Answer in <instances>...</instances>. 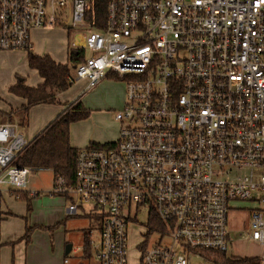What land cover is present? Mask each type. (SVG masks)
<instances>
[{"label": "built area", "instance_id": "2783aa9c", "mask_svg": "<svg viewBox=\"0 0 264 264\" xmlns=\"http://www.w3.org/2000/svg\"><path fill=\"white\" fill-rule=\"evenodd\" d=\"M55 25L83 30L71 48L91 51L72 83L126 85L119 140L80 148L77 183L59 177L49 192L96 222L86 234L99 263L129 264V226L143 209L162 224L139 246L140 264L228 253L237 201L255 204L251 238L264 246V0H0L1 51L29 50L33 29ZM29 143L0 122V186L36 196L35 170L17 164Z\"/></svg>", "mask_w": 264, "mask_h": 264}, {"label": "rangeland", "instance_id": "374dc122", "mask_svg": "<svg viewBox=\"0 0 264 264\" xmlns=\"http://www.w3.org/2000/svg\"><path fill=\"white\" fill-rule=\"evenodd\" d=\"M79 32H83V30L68 29L64 25L33 29L31 31L33 51L41 50L44 52L43 54L55 56L60 61H69L67 47L73 41H81L82 38ZM83 54L87 57L91 54V51L84 49ZM26 59V49L0 50V110L3 112L11 111V108H16L22 102L20 98L8 91L10 84H12L11 82L22 78H26L28 84L34 83V85H37L40 82L39 75L28 66ZM72 73L74 74V70ZM121 88L125 90L124 81L114 76L104 78L97 87L91 90H86L85 81L77 80L68 90L61 94L59 103L49 107H52L51 109L63 107V111L79 98L78 100H81L87 108L91 109L89 118L72 124L71 138L77 144V147H86L89 140L101 141L110 138V140L116 142L119 140L124 126V122L116 118L117 109H115L118 101L117 97L122 91ZM40 117L41 115L36 116L34 123H30L29 126L27 124L19 125L20 132L28 142L31 141L29 139H32L38 133ZM54 183V173L50 169H39L31 174L28 189L40 191V194L35 198L39 202L38 212L41 218L50 215L55 208L62 206L63 200L60 198L62 195L49 193L53 190ZM27 207L28 211L31 212L32 204H30L29 208L27 202ZM254 207L255 204L252 201H237L234 203V208L229 210L228 220L231 237L229 255L263 256L264 246L251 238V212ZM147 211V209H143L138 215L137 222L129 226V264H138L140 251L138 244L142 242L143 234L148 230L146 226L148 223ZM94 225L96 226V222L93 220L87 229L93 228ZM77 233L76 231V235ZM94 233L95 236L98 235L97 231H94ZM76 235L72 241L75 247L81 245L80 241H77ZM157 239L158 235H153L152 242ZM169 242V239L165 238L164 243ZM177 248L178 252H182V247L177 245ZM191 264L214 263L202 256L194 255L191 258Z\"/></svg>", "mask_w": 264, "mask_h": 264}, {"label": "trees", "instance_id": "16d2710c", "mask_svg": "<svg viewBox=\"0 0 264 264\" xmlns=\"http://www.w3.org/2000/svg\"><path fill=\"white\" fill-rule=\"evenodd\" d=\"M104 15L105 3L101 4L99 9ZM84 49L79 50V54H73L71 48L69 54V63L62 64L56 62L50 55H39L32 48L27 50L28 63L31 69L36 70L43 83L32 87L27 85L25 79L18 80L16 84L9 88L14 95L26 100V104L20 109L12 110L9 114L0 111V122L7 120L18 124L26 125L29 119L31 107L38 104H57L60 102L59 95L68 90L74 83L72 80L75 66L85 58ZM91 115V109L87 108L81 100H75L63 110L43 131H41L29 146L20 154L17 164L20 166H28L35 171L39 169H50L54 173L55 181L59 177H63L68 185H75L76 166L79 148L74 147L71 143V126L73 123L85 120ZM114 143H99L91 141L88 146L96 148H110ZM18 198L25 200L29 204L36 196L30 195L29 192L15 191ZM63 196V195H62ZM162 223L155 214L151 215L148 222L147 239L138 245L141 249H145L154 230ZM147 226V224H146ZM32 228H28L24 239L30 240ZM84 250L87 253L91 250L89 245V236L86 234ZM192 252L187 250L188 256ZM208 261L214 264H262L259 256H236L229 255L227 252L200 251ZM140 258V257H139ZM189 258V257H188ZM191 259V258H189ZM139 264L141 263L138 259Z\"/></svg>", "mask_w": 264, "mask_h": 264}, {"label": "crops", "instance_id": "0c3cea01", "mask_svg": "<svg viewBox=\"0 0 264 264\" xmlns=\"http://www.w3.org/2000/svg\"><path fill=\"white\" fill-rule=\"evenodd\" d=\"M71 47L72 43L67 47L68 58ZM33 48L34 46L32 50ZM36 51L37 52H34L39 55H49L43 54L44 52L41 50ZM52 58L58 63H69V61H60L58 60L59 58L55 56ZM26 60L29 66L28 54ZM37 74L39 75L38 72ZM39 78L40 82L37 85L44 81L40 75ZM22 79H25L29 86H37L34 85V83L28 84L26 78ZM11 83L9 88L16 84L17 81L14 80ZM121 90L120 95L117 97L118 101L115 108L117 112L125 105L126 85L125 90H123V88H121ZM61 94L59 95V99ZM18 98L22 100L21 104L16 108H11V111L20 109L26 104L25 99L21 97ZM52 105L54 106V104H38L31 107L27 125L29 126L30 123L33 124L35 117L38 115H41V119L38 124V133L29 140L32 141L62 112L63 107L59 106L60 108L56 107L55 109H51L52 107L49 106ZM11 111L4 113L9 114ZM14 123L18 124L17 121H14ZM91 141L99 143L115 142L114 140H110V138L101 141L89 140V143ZM71 143L74 147H77V144H75L72 138ZM15 191L28 192V190L22 191L7 184L0 186V264H100L92 248L90 251L88 250L87 253L84 250L85 236L88 231L87 228L89 227L88 225L92 224V219L89 216L85 213L70 215L67 209L69 202L66 197L61 196L60 198L63 200L62 206L60 208H55L50 215L41 218L38 212V199L33 198L31 201L32 209L30 212L28 211L27 202L18 198ZM28 228H32L29 241L24 239ZM76 231L78 232L77 235ZM75 235L77 241L81 243V245L76 247L72 243ZM68 244L72 245V249L69 253H66Z\"/></svg>", "mask_w": 264, "mask_h": 264}, {"label": "water", "instance_id": "95a60500", "mask_svg": "<svg viewBox=\"0 0 264 264\" xmlns=\"http://www.w3.org/2000/svg\"><path fill=\"white\" fill-rule=\"evenodd\" d=\"M73 54H75V55H78L79 54V50H73ZM76 67V66H75ZM71 249H72V245L71 244H68L67 245V249H66V253H69L70 251H71Z\"/></svg>", "mask_w": 264, "mask_h": 264}]
</instances>
